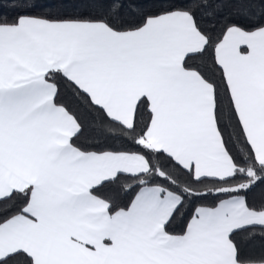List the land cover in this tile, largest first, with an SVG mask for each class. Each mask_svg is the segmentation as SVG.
<instances>
[{"label":"snow or ice","instance_id":"6c2138e0","mask_svg":"<svg viewBox=\"0 0 264 264\" xmlns=\"http://www.w3.org/2000/svg\"><path fill=\"white\" fill-rule=\"evenodd\" d=\"M9 7L0 264H264V0Z\"/></svg>","mask_w":264,"mask_h":264},{"label":"trees","instance_id":"16d2710c","mask_svg":"<svg viewBox=\"0 0 264 264\" xmlns=\"http://www.w3.org/2000/svg\"><path fill=\"white\" fill-rule=\"evenodd\" d=\"M9 3H10V0H0V14H4V15H10L11 14V9L9 7ZM205 186L212 188V187H215L216 185H214V183H212L210 181H206ZM260 192H261V189H259V188L256 189L255 195L259 196ZM220 198H225V197H220ZM211 202H212V199L209 198L208 203H211Z\"/></svg>","mask_w":264,"mask_h":264}]
</instances>
